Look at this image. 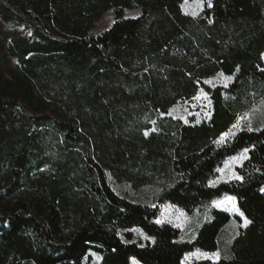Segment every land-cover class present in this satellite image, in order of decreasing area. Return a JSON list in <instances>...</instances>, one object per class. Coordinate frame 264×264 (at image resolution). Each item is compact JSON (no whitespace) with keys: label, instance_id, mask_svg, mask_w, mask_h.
<instances>
[{"label":"trees","instance_id":"trees-1","mask_svg":"<svg viewBox=\"0 0 264 264\" xmlns=\"http://www.w3.org/2000/svg\"><path fill=\"white\" fill-rule=\"evenodd\" d=\"M182 3L0 0V24L31 29L0 31V264H84L90 252L100 264H183L196 249L222 251L233 221L227 253L191 264H264V126L213 143L264 98V0H205L198 16ZM111 9L112 25L90 34ZM221 72L229 86L206 83ZM201 90L209 120L169 115ZM246 147L243 181L210 186ZM109 176L158 186L155 207L117 193ZM225 193L247 227L216 208L192 240L156 223L165 204L190 212Z\"/></svg>","mask_w":264,"mask_h":264},{"label":"rangeland","instance_id":"rangeland-1","mask_svg":"<svg viewBox=\"0 0 264 264\" xmlns=\"http://www.w3.org/2000/svg\"><path fill=\"white\" fill-rule=\"evenodd\" d=\"M197 2H198V0H187V3H185V0H183L182 9L184 10L185 13H188V14H190L192 11H198L200 14L202 11H200V9L198 7H196ZM204 6H205V3H204ZM139 12L140 11L138 9L126 10L125 15L127 17H132V16L138 15ZM114 20H115L114 10L111 9V10L107 11L101 17V19L97 22L96 26L91 30L90 34L98 35V34L102 33L104 30L108 29L112 25ZM16 30L20 31L23 34H31V29L25 25L0 24V31L5 33V34H9V33L16 31ZM263 57H264V55H263ZM209 80H212L213 84L207 83V81H209ZM232 81H233V79L230 81H227L226 83H222L217 79V75H216L215 77L206 80V83L211 85V86L224 85L227 87L230 85V83ZM196 97H199V99H196ZM196 97H194L190 101L179 102L177 105H175L170 110L169 115L174 117V118L181 119L184 122H185V119L187 120V122H190L193 119L195 120V122H197V121L201 122L202 120H209L211 115H210V117H208L205 115V113L210 112L212 114V101L210 99V96L206 92L201 90ZM262 99H264V98H262ZM262 99L258 100L256 103H254L253 106L255 105L257 107H260V101ZM209 101H211L210 107H209ZM181 117H183V118H181ZM252 126L254 129L264 126V108H261L260 111L253 114ZM225 162H224V164H225ZM224 164L220 168H223ZM238 166L239 165H235V170ZM218 175H219V173L217 174V176ZM109 181H110L113 189L117 193H119L120 195H122L124 197H127L131 200L138 201V202H143V203H148V204H153V205L156 204L155 198H156L157 194L159 193V188L156 185L146 186L144 188L136 190L129 183L118 182L115 179H113L111 176H109ZM218 199H220V198H218ZM210 204L211 203H209L207 205H210ZM204 206H206V205H204ZM204 206L200 207L198 209H195L193 211H190V212L183 209L188 214V217H189V219L187 221H185L183 219L178 218L179 213L175 211L176 208H179V209H182V208L168 203V204H165L162 206L161 213H160V216L158 219L162 218V216H164V215H167L168 218L165 219L164 223H170L175 227H177V224H182V227H177L181 231L182 238L192 240L195 238L199 227L204 222L208 221L211 218V212L213 209H215V208H211L210 211L206 212ZM216 209H220V208H216ZM197 210H199V212H197ZM220 210H223V209H220ZM228 213H230L232 216H236V214H233L231 212H228ZM205 216L210 217V218L205 219ZM233 222L234 223H232V225H230L228 227V229L222 235V247H221L222 251H219L221 254V257L223 255H225V253H227L228 243H229L230 239L232 238V236L234 234H236V232H237V223L235 221H233ZM91 253L92 252H90L84 258V264H100V260L102 261V259L96 260V258L94 256H92ZM209 253H212V252H209ZM201 260H203V259H201ZM197 261H200V260H196L195 258H192L188 261V264H191V263L197 262ZM136 262H138V261H136ZM29 264H31V263H29ZM132 264H134V260L132 261ZM138 264H141V263L138 262Z\"/></svg>","mask_w":264,"mask_h":264},{"label":"snow or ice","instance_id":"snow-or-ice-1","mask_svg":"<svg viewBox=\"0 0 264 264\" xmlns=\"http://www.w3.org/2000/svg\"><path fill=\"white\" fill-rule=\"evenodd\" d=\"M185 3H187V0H185ZM204 3H205V0H198L196 7H198L200 11H203ZM207 5L208 7L212 6L211 0H207ZM190 14L192 16H198L199 12L192 11ZM238 70L239 69H237V71ZM262 71H264V69H262ZM217 79L222 83H226L227 81L232 80L233 77L230 75H225L223 72H221V73H218ZM207 83L213 84V81L209 80L207 81ZM196 99H199V97H196ZM210 106H211V101H209V107ZM261 108H264V99L260 101V107H257L254 105L248 112H245L244 114L239 115L235 123H233L227 131L221 133L218 139L213 141V143L219 146L226 145L230 140H232L236 136V134L239 131H242L245 129L249 132L254 131V130L259 131L260 130L259 128H256V129L253 128L252 123H253V114L260 111ZM163 115L164 113H161V116ZM205 115L210 117L211 113L208 112V113H205ZM151 123L155 125L156 121L153 120L151 121ZM185 123H187L186 119H185ZM155 130H156L155 128L152 129V131H155ZM144 134L148 135V130H145ZM250 151H251V148L246 147V148H243L236 155L229 157L228 160L225 162L224 167L217 169V172L219 173V175L215 177L214 179L210 180L208 182L209 185L212 187H215L221 182H231L233 180L243 181L244 177L241 176L235 170V165H239L240 167H243V162L245 160L250 159L248 155ZM261 190L264 191V189H261ZM152 207H155V205H152ZM204 207H205L206 212L210 211L211 208H220L226 212H231L233 214L238 215L239 217H242L243 227H247L251 223V221L247 218V216H245V213L238 207L237 197L234 195H229L225 193L222 198L214 199L211 201L210 205H206ZM175 211L179 213L178 218L183 219L185 221L189 219L188 214L183 209L176 208ZM197 212H199V210H197ZM167 218H168L167 215H164L162 216V218L157 219L156 223L163 224L165 219ZM209 218L210 217L205 216V219H209ZM177 227H182V224H177ZM129 231L136 232L141 237H143V239L151 240L153 243H155V238L148 236L141 228H138V227L132 228ZM125 242L127 243L128 241H125ZM143 246L144 245H141V247ZM91 255L94 256L96 260L102 259V257L95 252H92ZM192 258H195L196 260L203 259V260L219 261L221 259V254L219 251L209 253V252L201 251L200 249H196L193 252L185 254L183 264H188V261ZM134 264H138V262L134 260Z\"/></svg>","mask_w":264,"mask_h":264}]
</instances>
